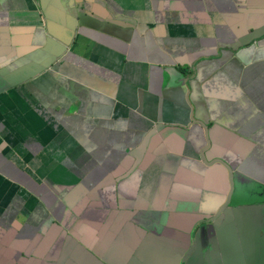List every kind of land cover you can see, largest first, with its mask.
Returning a JSON list of instances; mask_svg holds the SVG:
<instances>
[{"label": "crops", "instance_id": "obj_1", "mask_svg": "<svg viewBox=\"0 0 264 264\" xmlns=\"http://www.w3.org/2000/svg\"><path fill=\"white\" fill-rule=\"evenodd\" d=\"M260 187L264 0H0V218L22 244L169 211L106 264H264Z\"/></svg>", "mask_w": 264, "mask_h": 264}, {"label": "flooded vegetation", "instance_id": "obj_2", "mask_svg": "<svg viewBox=\"0 0 264 264\" xmlns=\"http://www.w3.org/2000/svg\"><path fill=\"white\" fill-rule=\"evenodd\" d=\"M252 43L257 44L255 41ZM242 95L245 97H236L235 100L240 98H248V92L242 91ZM142 153L139 152L135 156L134 170L138 169L142 165ZM225 166L224 163L219 162ZM236 171H234L235 173ZM239 175H237V178ZM235 180V174H233ZM126 180V179H125ZM254 186H257L254 184ZM235 187V186H234ZM262 192L264 195V189ZM255 191H251L254 193ZM114 211V210H113ZM112 209L108 210L106 215V222H98L91 224L92 230L95 234L84 235L81 233V229L77 224H72L64 227L63 232L59 234L52 245L48 244L46 235L48 228L45 224H29L25 225L21 231V236L26 239L22 244L19 238V232L11 230L12 224L4 222V218H0V264H93L90 261H86L81 255L73 253V242L84 239L92 249L101 247L103 253L101 256H96L97 260L101 264H106L107 258V244L108 240L112 237L116 240L117 247L116 252L118 256L125 255L128 252L130 255H138L145 252L147 249V239L142 235L135 227L138 224H161L162 214L170 213L169 211H155V210H126L129 212L128 220L127 216L122 213V217H119L117 213ZM136 216L140 217L139 221L134 220ZM168 224H173L168 222ZM62 226V225H61ZM37 227L34 231L33 228ZM53 232L58 231V227L52 226ZM14 231L15 233H13ZM193 244H191L192 246ZM91 250V249H90ZM262 250V248H261ZM203 252V248L200 249ZM199 249H194L192 252L187 253L185 257L199 258ZM93 252V250H91ZM225 264V263H224ZM227 264H231L228 262Z\"/></svg>", "mask_w": 264, "mask_h": 264}, {"label": "clouds", "instance_id": "obj_3", "mask_svg": "<svg viewBox=\"0 0 264 264\" xmlns=\"http://www.w3.org/2000/svg\"><path fill=\"white\" fill-rule=\"evenodd\" d=\"M254 45H256V44L254 43Z\"/></svg>", "mask_w": 264, "mask_h": 264}]
</instances>
